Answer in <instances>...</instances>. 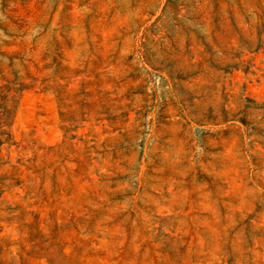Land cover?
Segmentation results:
<instances>
[{
  "label": "rangeland",
  "instance_id": "obj_1",
  "mask_svg": "<svg viewBox=\"0 0 264 264\" xmlns=\"http://www.w3.org/2000/svg\"><path fill=\"white\" fill-rule=\"evenodd\" d=\"M0 264H264V0H0Z\"/></svg>",
  "mask_w": 264,
  "mask_h": 264
},
{
  "label": "trees",
  "instance_id": "obj_2",
  "mask_svg": "<svg viewBox=\"0 0 264 264\" xmlns=\"http://www.w3.org/2000/svg\"><path fill=\"white\" fill-rule=\"evenodd\" d=\"M2 144H1V142H0V146H1Z\"/></svg>",
  "mask_w": 264,
  "mask_h": 264
}]
</instances>
